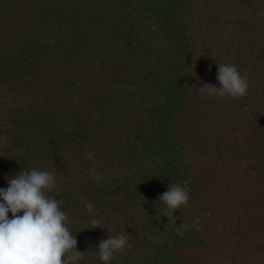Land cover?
Instances as JSON below:
<instances>
[{
    "label": "trees",
    "instance_id": "obj_1",
    "mask_svg": "<svg viewBox=\"0 0 264 264\" xmlns=\"http://www.w3.org/2000/svg\"><path fill=\"white\" fill-rule=\"evenodd\" d=\"M202 8L200 0H0V97L9 101L0 102V188L21 170L51 171L50 195L69 217L80 264H102L96 246L118 235L130 247L111 264H228L213 252L234 200L253 194L264 209L254 154L234 145L219 174L201 159L227 132L212 126L199 90ZM236 45L224 42L230 59ZM262 69L240 71L248 89L239 104L264 92ZM259 138L250 148L264 130ZM177 184L189 200L173 216L158 200Z\"/></svg>",
    "mask_w": 264,
    "mask_h": 264
},
{
    "label": "rangeland",
    "instance_id": "obj_2",
    "mask_svg": "<svg viewBox=\"0 0 264 264\" xmlns=\"http://www.w3.org/2000/svg\"><path fill=\"white\" fill-rule=\"evenodd\" d=\"M200 1L206 8L200 10L203 13L200 19L201 25L198 18L195 19L197 20L195 28L208 33L198 34L197 47L201 50L203 60L199 69L204 72L203 77L206 78L207 84L219 86L216 79L219 64L230 63L239 72L245 68L251 73L255 66L258 69L263 67L264 72V0ZM238 26H241L242 31ZM244 31L248 33V37L241 36L245 35ZM191 32L194 37H197V33L191 30L190 34ZM231 36L235 37V42L240 44L234 47L236 50L234 59H230L223 48L226 38L229 39ZM259 94L256 100L242 101L239 104L235 98L227 95L210 96L206 93V112L213 120L212 126L224 128L227 131L223 140L225 145L212 146L201 157L207 164H215L218 174L221 168L227 165V161L231 160L234 151L231 155L229 152L234 145L241 146L242 153L245 155L254 154L251 155V159L256 160L254 165L256 169L253 171L264 172L262 168L264 140L261 144H253L255 146L250 148L251 141L260 139L259 136L264 130V123L257 122L258 119L264 121V92ZM1 101L9 102L0 97ZM5 109V106L0 105V120L6 113ZM248 174L255 175V173L247 172L243 177L246 178ZM261 202L262 199L253 194H244L241 198L237 196L234 204L238 205V208L232 210V217L222 226L225 232L216 242L213 257H218L217 260L219 255L221 260L227 257L229 261L224 262L228 264L237 262L238 264H264V249L261 244L263 237H259V231H257L258 228H264V209L259 206ZM248 239L253 241H249L246 248L240 249L239 246L243 247L244 241Z\"/></svg>",
    "mask_w": 264,
    "mask_h": 264
},
{
    "label": "clouds",
    "instance_id": "obj_3",
    "mask_svg": "<svg viewBox=\"0 0 264 264\" xmlns=\"http://www.w3.org/2000/svg\"><path fill=\"white\" fill-rule=\"evenodd\" d=\"M218 87L205 84L199 90L208 95L238 98L246 95L247 78L230 64L218 65ZM0 188V264H80L85 255L77 249L76 235L68 227L69 217L62 210L55 193L56 177L51 171L33 168L6 179ZM189 200L187 186L169 185L158 201L172 214ZM89 214L96 209L85 205ZM11 213V218L9 217ZM90 223L97 225L92 215ZM97 247L102 264H111L114 255L130 247L125 235L108 236Z\"/></svg>",
    "mask_w": 264,
    "mask_h": 264
}]
</instances>
